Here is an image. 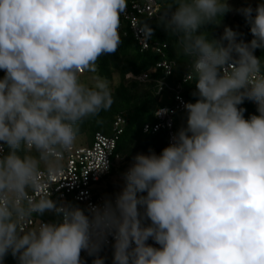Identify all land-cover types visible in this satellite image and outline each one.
<instances>
[{
	"label": "clouds",
	"instance_id": "9594fccd",
	"mask_svg": "<svg viewBox=\"0 0 264 264\" xmlns=\"http://www.w3.org/2000/svg\"><path fill=\"white\" fill-rule=\"evenodd\" d=\"M127 0H0V264H264V2L165 0L157 17L185 58L195 101L158 154L137 153L124 184L82 208L38 193L43 168L76 141L80 125L110 110L106 78L90 83L120 43ZM235 11L251 39L225 25ZM145 34L154 29L145 24ZM245 101L256 112L245 118ZM167 110H158L161 112ZM107 166L104 168L106 170ZM56 219L35 227L33 214ZM151 241V242H150Z\"/></svg>",
	"mask_w": 264,
	"mask_h": 264
},
{
	"label": "trees",
	"instance_id": "16d2710c",
	"mask_svg": "<svg viewBox=\"0 0 264 264\" xmlns=\"http://www.w3.org/2000/svg\"><path fill=\"white\" fill-rule=\"evenodd\" d=\"M160 3L159 12L162 10L165 0H157ZM264 0H258L257 2L247 1L243 5L251 4L255 7L258 3H262ZM142 27L147 24L154 29V34L151 36V42L157 44V46L163 47L162 53H157L154 49L141 50L140 46L134 40L133 36L128 33L126 36L120 34L121 43L117 51L112 55L101 56L97 61L96 75L106 78L109 83L113 81V75L116 73L118 76V83L111 87L114 97V103L110 110L101 112L99 116L87 120L80 125L78 134H84L88 144H91L93 135L96 132H101L105 135L112 134L113 123L117 116H121L124 120L123 131L118 137L115 155L118 156L116 161H119V165L114 168L113 164L111 170L107 175L123 174L130 164L132 158L137 153H148L149 150H154L156 153H160L161 150L167 146L169 130L160 128L157 131H152V126L157 122L155 112L165 106H173V97L175 95L172 87L177 83H181V96L187 101H195L196 97L191 95L195 88V81L192 73L187 69L185 65V58L178 56L175 46V41L169 38L166 31L158 26L157 18L149 20L146 17H140ZM229 23V24H228ZM238 24L237 28H233L243 34L245 40L251 39L249 26L246 25L244 17L238 13L231 15V12L227 13L221 24L218 27L208 26L212 35L219 37L222 33V25L228 24L230 27L232 24ZM257 56L264 57V50L257 49ZM161 61L173 62L174 66L170 74H165L162 67H157V63ZM155 68L152 72L151 69ZM88 72V71H87ZM148 73V80L139 81L136 78L126 77V74L131 73L137 76L141 73ZM190 72V79L182 81L184 74ZM85 73V70L82 74ZM81 74V75H82ZM0 77L1 74H0ZM164 81V92L170 101L161 99L162 92H158L157 81ZM242 107L246 109L244 112L245 118H248L252 114H256L253 110V103L245 101ZM185 113L177 112L174 119L173 133L185 122ZM149 124V127L145 130L144 125ZM115 161V159L113 160ZM106 175V176H107ZM105 176V177H106ZM124 184V180H121ZM99 190V189H98ZM121 189L109 187L103 194L105 197H112L116 192ZM49 221L56 219L53 213L43 214ZM86 252L81 253V259L86 258ZM101 256L104 258L105 264H112V251L110 246L106 248V252L101 251ZM4 264H16V261L9 255ZM82 264H93L91 262H84Z\"/></svg>",
	"mask_w": 264,
	"mask_h": 264
},
{
	"label": "built area",
	"instance_id": "2783aa9c",
	"mask_svg": "<svg viewBox=\"0 0 264 264\" xmlns=\"http://www.w3.org/2000/svg\"><path fill=\"white\" fill-rule=\"evenodd\" d=\"M160 3L157 0H127V7L124 13L120 16L119 32L122 36L130 33L141 50L149 48L154 49L157 53H162L163 47L157 46L151 42V38L145 34L144 28L141 25L140 17H146L149 20L157 18L159 15ZM157 67H162L165 74H170L173 62L161 61L157 63ZM155 68L151 69L153 72ZM84 70L81 71V74ZM1 76L4 75L0 71ZM191 73L184 74L182 81L190 79ZM126 77L136 78L139 81L148 80V73H141L134 76L131 73L126 74ZM158 92H164V81H157ZM166 85V84H165ZM175 95L173 97L174 105L165 106L158 110H167L155 112L157 122L152 126V131H157L160 128L169 130L168 143L173 134L174 115L177 112H183L182 102L186 100L181 96V83H177L172 87ZM253 110L256 114V105L253 103ZM124 120L121 116H117L112 128L111 135H105L101 132H96L93 135L92 142L85 146H75L63 152L59 156L60 166L54 173H49L43 168L39 177L38 193H43L51 196L54 200L71 202L79 205L82 208H87L89 205H102L105 197L99 193L98 185L101 180L110 172L113 160L118 158L115 155V148L118 137L123 131ZM149 124L144 125L146 130ZM107 166L106 170L104 169ZM119 180H123V174L117 176ZM113 197V196H112ZM42 221L49 222L44 216L33 214L26 225L27 227H35ZM151 242V241H150ZM104 247L103 252H106Z\"/></svg>",
	"mask_w": 264,
	"mask_h": 264
},
{
	"label": "rangeland",
	"instance_id": "374dc122",
	"mask_svg": "<svg viewBox=\"0 0 264 264\" xmlns=\"http://www.w3.org/2000/svg\"><path fill=\"white\" fill-rule=\"evenodd\" d=\"M247 1H249V0H229V3L232 4L233 8H238V7L244 6L243 3L247 2ZM250 1L257 2L258 0H250ZM235 13L236 12L233 11V12H231V15H233ZM228 24H223L222 25V27H221L222 32H223V27L225 25L228 26ZM231 27L232 28H237L238 24L233 23ZM93 76H96V74L85 71V73L81 75V80L83 82L90 83L91 82V78ZM118 81H119L118 76L115 73L113 75V81L110 83V87L115 86L118 83ZM166 93L167 92L162 94L161 99L164 100L166 98L165 101L168 102L170 100L168 98V95L166 96ZM73 145H75V146H85V145H89V144H88V141H86V138H85L84 134H77L76 141L74 142ZM118 165H119V161H114L113 167L116 168ZM117 174L118 173L107 175L106 177H104L101 180L100 185H98V189L100 190V192H104L109 187H113V188H117V189H121L123 187V184H122L121 180H119L117 178V176H118Z\"/></svg>",
	"mask_w": 264,
	"mask_h": 264
},
{
	"label": "crops",
	"instance_id": "0c3cea01",
	"mask_svg": "<svg viewBox=\"0 0 264 264\" xmlns=\"http://www.w3.org/2000/svg\"><path fill=\"white\" fill-rule=\"evenodd\" d=\"M99 255L101 256V252L99 253ZM85 256H86V258L85 259H82V263H84V262H91V263H93V259H94L93 256H89L88 254H86Z\"/></svg>",
	"mask_w": 264,
	"mask_h": 264
}]
</instances>
